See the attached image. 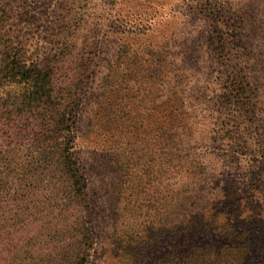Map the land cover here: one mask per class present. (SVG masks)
Returning <instances> with one entry per match:
<instances>
[{
	"label": "rangeland",
	"instance_id": "374dc122",
	"mask_svg": "<svg viewBox=\"0 0 264 264\" xmlns=\"http://www.w3.org/2000/svg\"><path fill=\"white\" fill-rule=\"evenodd\" d=\"M206 4L222 6L229 13L241 11L242 33L252 45L250 51L233 52L239 53L250 77L246 87L250 107L239 128L240 121L234 122L237 106L231 103L235 90L229 78L234 71L210 63L205 42L196 41L211 30L201 12ZM261 45L264 0H0V63L6 54H15L27 66L65 67L70 81L60 78L61 71L56 75L55 91H62L61 95L83 80L67 118L84 211L60 210L59 174L54 167L40 163L36 173L30 168V153L53 145V138L46 140V136L54 134L31 131L33 126L28 125L21 103L22 85L1 86L0 188L5 185L8 192L0 199V234L5 233L0 235V264H68L61 260L60 246L71 239L77 246L74 229L78 215L87 233L83 241L88 254L83 264H117L126 234L149 226L157 203L167 195L169 169L156 162L157 105L168 102V90L176 83V75L183 74V63L191 67L180 85L192 117L187 121L189 144L181 147V156H187L183 166L196 160L207 174L218 176L217 180L230 175L240 187H250L253 199L263 201ZM154 70L161 74L158 85L154 84ZM110 71L118 72L119 78H112L108 89L117 87L118 92L110 96L106 89L108 96L104 97L100 86ZM108 114L117 123L107 121ZM229 131L234 135L252 133L257 143L252 139L247 148L230 151L219 143V136ZM160 152L167 154L163 148ZM53 157L55 166L57 155ZM30 179L33 188L28 195ZM254 187L263 192H255ZM20 197L27 198L23 209L17 201Z\"/></svg>",
	"mask_w": 264,
	"mask_h": 264
},
{
	"label": "trees",
	"instance_id": "16d2710c",
	"mask_svg": "<svg viewBox=\"0 0 264 264\" xmlns=\"http://www.w3.org/2000/svg\"><path fill=\"white\" fill-rule=\"evenodd\" d=\"M201 12L211 30L204 33L202 39L201 36L198 37L196 41L205 42V55L210 63L226 65L234 71L229 78L235 90L231 103L237 106L234 122L240 121L236 125L239 128L238 126L244 124L242 119L250 107L246 88L250 77L239 59V53H233L234 50L250 51L252 48V45H249V36L242 33L243 13L241 11L227 13L222 6L210 4L204 5ZM197 42L193 44L196 45ZM255 48H259V45ZM259 55L264 63V53L259 52ZM5 56L4 61L1 59L0 63V87L10 84L22 85L21 103L28 114V125L33 126L31 131L42 129L54 134L46 136V140L53 138L54 146L45 145L30 153L28 164L33 163V166L29 167L34 173L42 163L48 168L54 167L60 180L57 183L61 194L57 198V201H61L60 210L68 209L75 214H83L81 208L83 187L74 159L75 153L72 152L70 138L72 127L67 118V112L76 104L79 95L77 90L81 88L78 85L82 84L83 80H79L78 85L73 84L69 90L66 89V95H61L62 91H55L56 75L61 71L60 78L70 81L69 72L65 67L42 69L27 66L18 60L15 54ZM180 70L183 74L176 75V83L168 90L170 96L168 102L157 105L160 115L156 121L154 135L158 150L156 162L158 166H167L169 169L167 195L160 198V202L157 203L156 214L153 220H150L149 226L126 234L127 239L122 241L124 246L119 248L121 255L117 264H264V196L263 201L257 202L256 198H252L249 186L247 188V185L242 184L243 187H240L230 175L217 180L218 176L207 174L198 166L196 160L186 165L184 169L182 161L187 156H181V147L189 144L187 139L190 138L191 128L187 126V121L192 117L189 115V107L187 108L184 103L183 86L180 84L184 73L191 72V67L183 63ZM153 75L154 84L158 85L157 76L161 74L154 70ZM118 76V72L110 71L103 78L100 87L104 89L102 93L104 97L108 96L106 89L113 85L111 79H118ZM149 79L153 80L151 77ZM108 90L110 96L118 92L117 87ZM107 104L112 105L110 101ZM93 114L94 117L99 116L98 111H94ZM106 119L109 122L118 121L111 114H108ZM51 126L49 130L48 127ZM54 126H57L56 133ZM242 132L246 130L243 129ZM242 132L234 135V131H229L223 136L220 135L221 147L234 151V147L247 148L252 139L257 143L252 133ZM162 148L166 149L167 154L160 152ZM54 154L57 155L55 166L51 163ZM11 172L9 170L6 178ZM30 183H33L31 179L28 195L33 188ZM4 187L5 185H2L0 188V199L1 194L8 192ZM254 190L262 191L258 187H254ZM17 201L20 205L22 203L23 209L27 198L20 197ZM245 211L249 214L245 215ZM77 218L78 223L74 229L77 246L71 242L72 239L64 246L61 245L62 241L56 240V244L59 243L63 251L61 260L66 259L68 264H83L88 254L87 242L83 241L86 240L87 233L83 223H80L82 216L78 215ZM0 235L5 236L4 231Z\"/></svg>",
	"mask_w": 264,
	"mask_h": 264
}]
</instances>
